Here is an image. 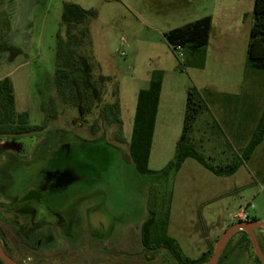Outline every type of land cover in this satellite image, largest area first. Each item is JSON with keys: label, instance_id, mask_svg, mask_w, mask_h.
Wrapping results in <instances>:
<instances>
[{"label": "rangeland", "instance_id": "rangeland-1", "mask_svg": "<svg viewBox=\"0 0 264 264\" xmlns=\"http://www.w3.org/2000/svg\"><path fill=\"white\" fill-rule=\"evenodd\" d=\"M25 1L0 0V77L11 79L17 111H27L32 124L54 125L55 142L62 134L67 138L59 139L45 151L39 149L16 169L15 186L20 191L29 187L44 188L48 207L59 209L63 215L80 205L78 217L83 222L80 232L85 237L54 240L40 251L18 256L20 259L26 260V264H179L167 249L149 251L141 241V226L150 208H156L161 202L166 205L170 192H173V212L169 234L191 258L207 250L213 253L222 233L240 220L256 218L264 222V190L259 182L263 181V176L257 170L264 169V150L256 153L252 160L256 182L244 190L229 191L220 198L212 191L210 181L197 177L188 165L179 174L160 181L139 173L133 162L127 160L138 89L147 87L144 79L151 77L152 70L162 65H176L164 33L212 15L217 32L223 34L224 39L234 41V53L226 57L214 56L205 70L188 67L194 68L192 76L190 69L186 72L178 65L177 70L189 80L191 87L203 92L200 83L205 82H223L224 89H231L235 85L234 77H240L246 60L254 0H130L136 3L134 9L118 8L117 0L85 2L97 7L98 11V17L90 23L94 61L89 58V74L96 95L91 114H86L82 105L65 102L56 90V52L59 35H63L62 0H32L31 7ZM100 73L113 75L120 83L123 112L125 107L128 109L124 116L126 137L123 135V142L118 139V127L106 125L99 118V110L111 99L114 88L110 83L101 88ZM73 75L87 77V72L75 70ZM237 114L239 116V112ZM217 116L211 103L210 109L203 111L194 125L205 139L199 143L200 151L215 165L223 163L221 154H237L233 149L237 144L231 133L216 125ZM75 131L86 138L74 136ZM93 136L98 137L90 138ZM81 138L85 142H81ZM62 140H72L70 150L60 147ZM120 143L121 146L116 145ZM123 152L126 160H123ZM174 152V144H161L151 156L150 168H163ZM191 161L198 163L209 176H217L195 159ZM74 163L76 168L72 167ZM62 178L68 180L66 186L53 190L51 184ZM236 178L230 175L225 180L233 184ZM242 211L248 218H232ZM222 221L225 223L221 224ZM98 222L107 233L104 228L98 229ZM88 232L94 237H89ZM255 233L264 251V227L256 228ZM240 236L238 231L231 237V246ZM36 242L33 243L36 245ZM231 255L233 259L223 264H260L254 249L242 247ZM14 257L18 259L17 255Z\"/></svg>", "mask_w": 264, "mask_h": 264}, {"label": "trees", "instance_id": "trees-1", "mask_svg": "<svg viewBox=\"0 0 264 264\" xmlns=\"http://www.w3.org/2000/svg\"><path fill=\"white\" fill-rule=\"evenodd\" d=\"M253 15L254 20L248 42L247 65L251 69L264 71V0H254ZM97 17L98 11L95 8H85L79 3L64 1L61 13L63 35H59L55 60L57 93L65 102L69 101L74 106L82 105L86 114H91L95 105V87L90 81L92 77L89 74V58L93 60L90 23ZM212 21L213 17L207 15L164 33L170 47L179 44L186 49L185 62L183 64L178 62L181 70L188 67L200 69L205 67ZM88 48L89 53L87 54ZM75 70L87 72V77L83 75L75 77L73 75ZM163 78L164 71L162 69L152 70L149 87L141 89L138 93L133 130L128 145L129 159H126L133 162L139 173L154 176L160 181H166L171 176L176 175L188 158L195 159L217 176H230L236 173L264 141V110L246 147L239 154H236L229 163L212 164L200 151V144L192 136L197 118L208 109L202 92L195 86L188 90L183 132L176 144L173 158L159 170L150 168V156ZM98 80L102 82L101 88L103 89L105 83L114 85L111 90V99L106 101L99 110V118L106 125H116L119 138L123 142L119 84L113 76L102 73L98 75ZM0 107L5 110V116L0 111V118L20 119L24 122L29 119L27 112L19 113L16 111L14 87L9 77L0 80ZM52 107L54 108L55 105L53 104ZM39 129L41 126L38 125H31L29 130L25 128L26 131L30 132ZM172 194L173 192H170L166 205L161 202L155 206L156 208H150L148 218L141 226L142 244L149 251L157 248L167 249L179 264H206L213 254L211 250L203 252L197 258H191L184 254L179 241L169 234ZM250 221L256 222L258 220L252 218ZM240 233V238L232 246V238L227 242L218 264L233 259L231 254L239 248L253 249L249 234L242 230ZM256 259L262 264L257 255ZM0 262L3 263L1 260Z\"/></svg>", "mask_w": 264, "mask_h": 264}, {"label": "crops", "instance_id": "crops-1", "mask_svg": "<svg viewBox=\"0 0 264 264\" xmlns=\"http://www.w3.org/2000/svg\"><path fill=\"white\" fill-rule=\"evenodd\" d=\"M64 1H73L79 3L85 8H97L93 5H88L87 3H85L88 0H62L60 3L62 7ZM25 2L26 4H29L30 7L31 4H33L32 0H27ZM115 3H117V7L120 9L123 8L134 9V6L136 5V3L130 0H117ZM62 7H61V11H62ZM114 8L116 9V7ZM13 13H14L13 16H16L15 14L16 12ZM14 20L15 18H13V21ZM213 21H212L210 41L207 49L206 65L201 70L207 69L209 62L212 61L214 56L219 54L226 57L227 55L231 56L234 53L232 51V46L234 44V41L230 39H224L223 34L218 33L217 29H215ZM212 36L214 37L213 39ZM247 51H248V45H247ZM172 54L176 60V65L174 64L162 65L161 67H159V69H162L164 71V78H163L162 91H161L158 113L156 118L151 156L154 150L155 149L157 150L161 146V144L164 143H172L175 145V149H176V144L179 141L183 132L187 95L191 85L189 83V80L184 78L183 73L178 72L177 66L179 65V63L173 51ZM247 60H248V55H246V60L244 61V65L241 69L240 77L239 78L234 77L236 81L234 82L235 85L231 87V89L228 90L224 89L223 82L216 84L213 83L209 84L208 82L200 83V85H202L201 87H203L205 90V92L201 90L200 91L202 92V95L204 96V99L207 102L208 110L210 109V105L212 103L213 107L218 112V116L215 118L216 125L220 130L225 129L228 133H231V136L234 138L237 144L236 147H233L234 153L237 154H239L238 150L244 149L251 140L252 135L258 125V122L264 110V77H263L264 73L250 70L251 68L248 67ZM189 69L186 68L185 70L186 72H189L191 75V71H193L194 68H189ZM105 75H109V74H105ZM115 81H117L119 84V94H120V89H121L120 83L116 78ZM144 81L148 85L147 87L138 89L137 97L141 89H146L149 87L150 77H147L146 79H144ZM226 101L231 102V104H226L225 103ZM127 111L128 109L127 107H125L123 112V104L121 101V117L123 121V130L125 137H126V132L124 129L125 126L124 116ZM237 112H239V116ZM192 136L194 140L197 141L198 143L205 142V139L201 138V132L198 129L197 130L194 129ZM204 136L205 133H203V137ZM263 150H264V141L256 148L251 158L248 161H246L236 171V173L231 175L234 177H238V179L236 178L233 184H230V182L225 180L226 177H230V176H221V177L209 176V174H207V172L198 163L191 161L192 158L186 159V161L184 162V164L182 165L181 169L178 171L177 174L183 171L185 167L188 165V168H190L197 177L201 176L210 181L212 186V191L216 192L215 196L220 198L222 196H225L229 191L244 190L256 182V179L253 178L254 176L252 173V171H254V164H252V160H254L256 155ZM235 155L236 154H233V156H229V155L221 154L220 158L223 163H229ZM151 156H150V160H151ZM257 170L259 171L260 175L263 176V181H259V182L263 184L262 188L264 190V169L263 170L257 169ZM173 197H175V190ZM172 212H173V203L171 207V215ZM240 213L241 212H239L237 216L234 215L232 218L238 217ZM224 223H225L224 221L221 222V224Z\"/></svg>", "mask_w": 264, "mask_h": 264}, {"label": "flooded vegetation", "instance_id": "flooded-vegetation-1", "mask_svg": "<svg viewBox=\"0 0 264 264\" xmlns=\"http://www.w3.org/2000/svg\"><path fill=\"white\" fill-rule=\"evenodd\" d=\"M6 77L8 76L0 77V80ZM0 111L5 116V110L0 107ZM31 125L41 126V129L33 132L26 131L25 128L29 130ZM53 127L54 125H47L46 122L32 124L30 116L26 122L20 119L0 118V142H10L15 146V148L0 149V241L4 251L22 264L27 262L18 256L30 251H40L54 240L76 238L78 235L82 238L85 237L84 233L80 232V224L83 223L80 216L78 217L80 205L73 207L70 214L63 215L59 209L48 207L44 188L29 187L20 191L15 186L17 177L14 171L16 169L21 167L33 154H36L39 149L45 151L59 139L67 138L62 134L55 142V138L52 137L54 135ZM75 132L74 136H83L78 131ZM74 136L72 137L73 141H75ZM84 138L86 137L83 136ZM69 142L72 143V140H62L60 147L65 146L70 150ZM81 142L85 141L81 138ZM116 145L121 146V143ZM71 153L69 154L71 155ZM125 154L123 152V160H126ZM72 167L76 168L77 166L74 163ZM67 181L62 178L56 184H51V188L53 190L62 189L68 183ZM98 225V229L104 228L103 231L108 232L101 222H98ZM91 236L94 237L90 232L89 237ZM33 242H36V245ZM14 255H17L18 259ZM27 260L30 261V257L27 256ZM3 263L6 264L4 261Z\"/></svg>", "mask_w": 264, "mask_h": 264}, {"label": "water", "instance_id": "water-1", "mask_svg": "<svg viewBox=\"0 0 264 264\" xmlns=\"http://www.w3.org/2000/svg\"><path fill=\"white\" fill-rule=\"evenodd\" d=\"M8 147L15 148V146H13V143L0 142V149L8 148ZM262 226L264 227V222H260V221L253 222L248 220H240L230 225L218 239L215 245L214 252L206 264H218L221 254L227 242L236 232L240 231V228L242 231H245L249 234L253 249L257 254L258 258L260 259V261L262 262V264H264V251L255 233V229ZM0 259L4 261L6 264H22L14 260L4 251L1 245V241H0Z\"/></svg>", "mask_w": 264, "mask_h": 264}, {"label": "built area", "instance_id": "built-area-1", "mask_svg": "<svg viewBox=\"0 0 264 264\" xmlns=\"http://www.w3.org/2000/svg\"><path fill=\"white\" fill-rule=\"evenodd\" d=\"M171 49L176 57V59L178 60V62L180 64H183L186 60V49L184 46L182 45H175V46H171ZM238 218L240 219H246L248 218V216L245 215V213L242 211L240 213V215L238 216Z\"/></svg>", "mask_w": 264, "mask_h": 264}, {"label": "bare ground", "instance_id": "bare-ground-1", "mask_svg": "<svg viewBox=\"0 0 264 264\" xmlns=\"http://www.w3.org/2000/svg\"><path fill=\"white\" fill-rule=\"evenodd\" d=\"M240 231H241V228H240Z\"/></svg>", "mask_w": 264, "mask_h": 264}]
</instances>
